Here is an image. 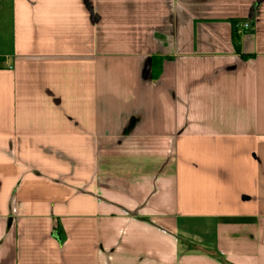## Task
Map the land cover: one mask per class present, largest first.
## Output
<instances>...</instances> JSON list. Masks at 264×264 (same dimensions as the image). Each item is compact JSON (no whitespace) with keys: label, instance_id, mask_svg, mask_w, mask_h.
I'll use <instances>...</instances> for the list:
<instances>
[{"label":"crops","instance_id":"obj_1","mask_svg":"<svg viewBox=\"0 0 264 264\" xmlns=\"http://www.w3.org/2000/svg\"><path fill=\"white\" fill-rule=\"evenodd\" d=\"M3 7L0 264H264V0Z\"/></svg>","mask_w":264,"mask_h":264},{"label":"rangeland","instance_id":"obj_2","mask_svg":"<svg viewBox=\"0 0 264 264\" xmlns=\"http://www.w3.org/2000/svg\"><path fill=\"white\" fill-rule=\"evenodd\" d=\"M1 18L3 19V23H2V25L0 27V28H2V37L6 38L7 37V32H8V28H7L6 21H5V19L7 18V9H6V7H3V11L1 13Z\"/></svg>","mask_w":264,"mask_h":264},{"label":"trees","instance_id":"obj_3","mask_svg":"<svg viewBox=\"0 0 264 264\" xmlns=\"http://www.w3.org/2000/svg\"><path fill=\"white\" fill-rule=\"evenodd\" d=\"M231 24H232V27H233V36H235L236 35V29H235V21L234 20H232L231 21ZM158 75H159V72H154V71H151V77L152 78H157L158 77Z\"/></svg>","mask_w":264,"mask_h":264},{"label":"built area","instance_id":"obj_4","mask_svg":"<svg viewBox=\"0 0 264 264\" xmlns=\"http://www.w3.org/2000/svg\"><path fill=\"white\" fill-rule=\"evenodd\" d=\"M241 25H242L243 28H248L250 26L249 23H247V22H244Z\"/></svg>","mask_w":264,"mask_h":264}]
</instances>
